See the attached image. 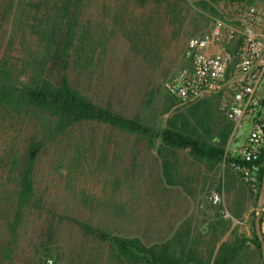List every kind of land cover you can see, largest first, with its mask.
Returning a JSON list of instances; mask_svg holds the SVG:
<instances>
[{"label": "rangeland", "instance_id": "obj_1", "mask_svg": "<svg viewBox=\"0 0 264 264\" xmlns=\"http://www.w3.org/2000/svg\"><path fill=\"white\" fill-rule=\"evenodd\" d=\"M215 1L0 0V85L21 87L47 75L51 32L66 23L65 5L71 3L69 13L77 17L69 75L75 86L85 97L160 130L177 109L189 115L194 106L178 105L165 84L190 68L184 49L200 33H192L194 22L202 15L211 23L217 15ZM199 102L197 112L207 114L212 132L224 133L230 122L216 97ZM250 129L245 120L240 142ZM54 130V120L44 113L26 106L0 107V264H44L46 256L55 264H122L102 239L105 233L148 238L153 223L168 218L173 192L162 174L161 140L96 121L62 133ZM34 138L44 141L34 176L40 208L28 207L17 219L22 155ZM177 153L187 169L195 167L188 150ZM164 154L175 156L169 150ZM202 164L207 163L196 164L205 174L194 193L200 210L206 217L218 216L205 204V197L217 191L221 202L216 211L250 207L252 225L258 196L234 180L231 167ZM79 223L96 233H86Z\"/></svg>", "mask_w": 264, "mask_h": 264}, {"label": "trees", "instance_id": "obj_2", "mask_svg": "<svg viewBox=\"0 0 264 264\" xmlns=\"http://www.w3.org/2000/svg\"><path fill=\"white\" fill-rule=\"evenodd\" d=\"M254 1V0H251ZM71 3L65 5L64 23L51 32L52 50L50 52L47 75L35 84H23L21 87L0 85V107L5 104L26 106L31 110L44 113L55 123V133H62L78 123L96 121L130 133L142 134L152 139L161 140L159 155L162 159V174L165 182H173V167L164 150L175 155L177 150L189 149L197 160H209L218 163L223 160L232 124L221 135L212 132L207 114H199L200 103H193L189 115L177 109L168 119L167 125L158 130L145 124L139 116H128L115 110L111 105H101L82 95L69 75L70 51L73 43V24L77 17L75 12L69 13ZM201 101V100H200ZM194 119L193 123L191 119ZM44 141L31 139L23 152L22 166L19 175L17 199V219L24 209L40 208V200L35 192V166ZM264 162V155H263ZM264 177V169H263ZM260 190L255 193L259 196ZM17 222V221H16ZM264 222V212L261 224ZM84 231L95 234L91 225L79 223ZM254 241L262 253L261 242L255 231V221H252ZM108 240L117 258L122 264H175L176 259L169 254L168 243H146L140 236L108 234L102 237ZM264 264V263H263Z\"/></svg>", "mask_w": 264, "mask_h": 264}, {"label": "built area", "instance_id": "obj_3", "mask_svg": "<svg viewBox=\"0 0 264 264\" xmlns=\"http://www.w3.org/2000/svg\"><path fill=\"white\" fill-rule=\"evenodd\" d=\"M214 6L217 15L210 25L187 41L184 56L190 68L179 71L165 87L178 105L216 97L218 109L232 124L222 163L257 193L264 169V2L216 0ZM245 120L251 124L249 135L236 145ZM220 202L217 191L205 197L212 213L231 218L227 209L216 211ZM44 264L55 260L46 256Z\"/></svg>", "mask_w": 264, "mask_h": 264}, {"label": "crops", "instance_id": "obj_4", "mask_svg": "<svg viewBox=\"0 0 264 264\" xmlns=\"http://www.w3.org/2000/svg\"><path fill=\"white\" fill-rule=\"evenodd\" d=\"M254 2L263 4L264 0H254ZM203 9L205 8L199 9L201 13ZM199 18L194 22L192 33L202 32L210 24L202 15ZM244 141L240 142L237 138L235 142L236 145H240ZM184 150L189 151V149ZM177 151L171 158L175 164L173 182L167 186L170 193L173 192V197L169 199L168 218L161 217L154 222L152 235H146L148 238L142 235L136 236L151 243H168V251L176 259L175 264H263L262 253L254 241L249 219L250 207L245 208L243 212H235L232 209L230 211L232 217L224 219L213 215L206 217L203 210L196 205L194 193L199 192L197 180L201 179V174H205L196 165L197 162L207 163L202 166L214 168L222 161L218 163L206 159L197 161L192 155L191 161L195 167L187 169ZM234 175L236 176L234 180H242L236 171ZM221 179L223 181V178ZM243 184L246 185L244 182ZM262 231L264 233L263 225Z\"/></svg>", "mask_w": 264, "mask_h": 264}, {"label": "water", "instance_id": "obj_5", "mask_svg": "<svg viewBox=\"0 0 264 264\" xmlns=\"http://www.w3.org/2000/svg\"><path fill=\"white\" fill-rule=\"evenodd\" d=\"M263 210H264V177L262 179L261 188H260V192H259V196L257 200L256 217H255V231L261 242L262 260L264 263V233L262 231V224H261ZM101 234L103 235L104 233H101Z\"/></svg>", "mask_w": 264, "mask_h": 264}]
</instances>
